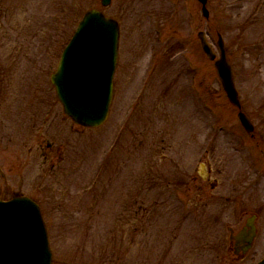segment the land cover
Listing matches in <instances>:
<instances>
[{"label":"rangeland","instance_id":"obj_1","mask_svg":"<svg viewBox=\"0 0 264 264\" xmlns=\"http://www.w3.org/2000/svg\"><path fill=\"white\" fill-rule=\"evenodd\" d=\"M91 9L120 24L113 101L98 129L65 117L50 82ZM207 9L205 19L197 0H0V200L39 204L53 264L264 258V178L248 173L264 167V0ZM202 32L217 56L221 35L253 134L202 52ZM246 157L259 164L249 170ZM234 206L247 212L242 222L257 215L243 261L229 249V228L242 226Z\"/></svg>","mask_w":264,"mask_h":264},{"label":"water","instance_id":"obj_2","mask_svg":"<svg viewBox=\"0 0 264 264\" xmlns=\"http://www.w3.org/2000/svg\"><path fill=\"white\" fill-rule=\"evenodd\" d=\"M208 18V0H198ZM109 0H103L107 5ZM204 53L211 61L216 55L202 33L199 34ZM119 28L116 22L92 10L84 15L73 38L64 49L57 72L51 76L64 113L75 124L96 128L107 119L113 98V75L118 60ZM220 57L215 69L230 103L240 109L233 71L227 60L221 37ZM238 118L247 132L253 126L247 116ZM251 244L255 233L253 226ZM0 264H52V255L45 226L38 206L27 198L9 203L0 201ZM260 264H264V261Z\"/></svg>","mask_w":264,"mask_h":264},{"label":"flooded vegetation","instance_id":"obj_3","mask_svg":"<svg viewBox=\"0 0 264 264\" xmlns=\"http://www.w3.org/2000/svg\"><path fill=\"white\" fill-rule=\"evenodd\" d=\"M245 226H246V224H243L242 226L238 227L237 229H234L232 227L229 228V230H230L229 249L234 254L236 260H239V261L245 260V258L248 256L249 252L253 248V244H252L251 248L247 252H244L243 249L246 248V243L238 242L237 240L234 239L235 236L237 235V233L239 231H241L242 229H244Z\"/></svg>","mask_w":264,"mask_h":264}]
</instances>
